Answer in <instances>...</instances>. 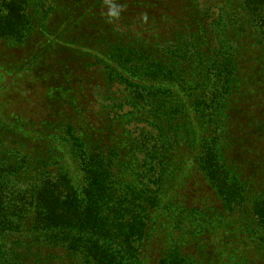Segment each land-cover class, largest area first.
Instances as JSON below:
<instances>
[{
    "label": "trees",
    "instance_id": "obj_1",
    "mask_svg": "<svg viewBox=\"0 0 264 264\" xmlns=\"http://www.w3.org/2000/svg\"><path fill=\"white\" fill-rule=\"evenodd\" d=\"M58 1L0 0V37L27 40L50 22ZM135 15L101 21L118 37L111 57L119 59L102 74L125 84L105 108H129L106 131L147 125L123 130L131 152L89 140L82 124L70 122L66 137H48L35 160L16 124L2 121L0 135L17 138L0 143V264H139L150 213L173 197L160 189L172 173V150L192 135L205 179L225 207L246 209L243 226L264 258V188L248 194V183L230 173L223 140L232 104L253 106L264 96V0H146ZM178 244L169 238L158 264H204Z\"/></svg>",
    "mask_w": 264,
    "mask_h": 264
},
{
    "label": "rangeland",
    "instance_id": "obj_2",
    "mask_svg": "<svg viewBox=\"0 0 264 264\" xmlns=\"http://www.w3.org/2000/svg\"><path fill=\"white\" fill-rule=\"evenodd\" d=\"M145 1L113 0L121 6V15L128 18L136 17ZM58 2L50 22L45 20L44 28L27 40L11 42L0 37V125L12 120L18 129L14 132L20 139L28 140L26 150L35 160L48 149V137H66L64 132L70 122L82 124L83 137L101 139L104 147L116 146L127 154L131 147L123 130L147 125L133 122L129 128L119 125L116 134L106 131L129 108L122 112L105 108L116 103L112 99L114 93L125 88L120 82L111 85L101 71L119 62L111 57L118 37L107 35L101 22L108 17L105 0ZM103 34L106 35L101 37ZM98 56L99 61L92 58ZM135 82L147 84L140 78ZM232 105L229 111L235 107L236 112L230 111L224 119L229 127L228 137H223L225 163L230 173L248 183L251 194L264 188V96L253 106L247 102ZM83 106L91 111L89 115ZM95 120L100 123L97 125ZM10 132L0 135L4 148L17 138ZM192 139L193 135L191 139L184 137L179 148L172 150V173L168 177L166 170L160 189L171 190L173 197L150 213L151 225L142 242L139 264H158L171 237L179 239L182 244H178V250L195 263L264 264V258L256 254L257 243L243 226L249 214H244V208L230 210L224 206V200L205 179L200 158L194 160L196 145ZM33 162L32 159L34 167ZM160 173L157 167V174ZM156 177L161 176L153 179ZM148 183L154 190L159 189L156 183Z\"/></svg>",
    "mask_w": 264,
    "mask_h": 264
},
{
    "label": "clouds",
    "instance_id": "obj_3",
    "mask_svg": "<svg viewBox=\"0 0 264 264\" xmlns=\"http://www.w3.org/2000/svg\"><path fill=\"white\" fill-rule=\"evenodd\" d=\"M105 3L108 7L107 16L110 20H115L121 15V6L117 3H114L113 0H105Z\"/></svg>",
    "mask_w": 264,
    "mask_h": 264
}]
</instances>
